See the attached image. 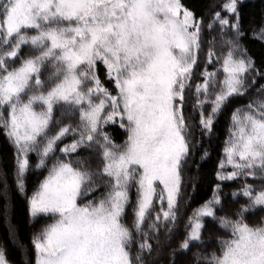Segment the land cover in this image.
I'll list each match as a JSON object with an SVG mask.
<instances>
[{"label": "snow or ice", "instance_id": "1", "mask_svg": "<svg viewBox=\"0 0 264 264\" xmlns=\"http://www.w3.org/2000/svg\"><path fill=\"white\" fill-rule=\"evenodd\" d=\"M241 2L205 17L182 0H0L14 180L0 167V264H12L6 243L21 264H264V66L243 43ZM251 31L264 43V24ZM226 110L211 196L185 218L198 183L185 168L198 150L210 158ZM13 192L46 221L31 251L9 222Z\"/></svg>", "mask_w": 264, "mask_h": 264}, {"label": "trees", "instance_id": "2", "mask_svg": "<svg viewBox=\"0 0 264 264\" xmlns=\"http://www.w3.org/2000/svg\"><path fill=\"white\" fill-rule=\"evenodd\" d=\"M220 2H222V0H182V3H184L190 9L194 10L197 15L204 14L205 17L210 16L213 10H219L213 9L212 7H210V5ZM240 11L242 14L243 25L246 29H249V38L243 41V43L247 47L249 55H251L255 59L257 66H264V43H262L258 39H253L251 31V29L254 28L257 32H259L260 26L264 24V0H242ZM206 50L207 46L205 45V51ZM201 60H203V54L201 55ZM260 83H264V80L260 81ZM251 94L252 93L250 92L249 95ZM243 103H247V97L233 100L231 107H235L236 105ZM228 115L229 110H226L224 114L219 117L212 137L210 139L204 140L203 146L204 148L208 149L210 158L204 162H201L200 151L202 150H198L193 160H190L185 177L189 175H198V183L195 192H192L190 187L187 189V191L191 194V201L190 206L185 210V218L187 213L191 212L192 208H195L197 205L211 196L212 184L214 182L213 169L223 147V140L225 139L227 134ZM109 131H111V129H109ZM113 135L117 143L122 142L124 139V133L122 131L118 130L113 133ZM11 155L12 149L10 145L7 143L3 135L0 134V160L6 161V163L0 165V167H3L4 171L7 173L6 178L9 185H12L14 183L12 176ZM32 159L34 161L35 157L33 156ZM195 163L201 164V168L198 174L195 170ZM40 175L42 178V174ZM37 179L38 174L36 173L28 175L27 184L29 194H31L32 188L37 182ZM248 182L252 183V179L249 178ZM0 183H2V180H0ZM229 187L234 188L236 187V185L232 184ZM132 199H135L134 191L132 193ZM128 212L129 219H131V210L128 209ZM261 215H264V213H261ZM251 219L254 218H250V220ZM9 222L18 227L20 240L24 244H27L29 251H31L30 240L32 233L34 231H38L46 221L45 218H37L35 221H30L27 214V204L24 197L20 196L18 193L13 192L12 208L9 216ZM211 227L212 226L209 225V228ZM182 228L183 224H181V230ZM179 239L180 237L176 238V241L173 242L172 247L176 246V243ZM0 240H7V226L2 217H0ZM6 248L8 259L12 261V264H21V253L17 251L10 243H6ZM190 257L191 253H189L187 256H181L179 259H182V261H186L189 260Z\"/></svg>", "mask_w": 264, "mask_h": 264}, {"label": "rangeland", "instance_id": "3", "mask_svg": "<svg viewBox=\"0 0 264 264\" xmlns=\"http://www.w3.org/2000/svg\"><path fill=\"white\" fill-rule=\"evenodd\" d=\"M214 4V3H213ZM190 163V162H189ZM189 167V166H188ZM188 167L185 168V172H184V175H186V171L188 170ZM182 260V259H180Z\"/></svg>", "mask_w": 264, "mask_h": 264}]
</instances>
